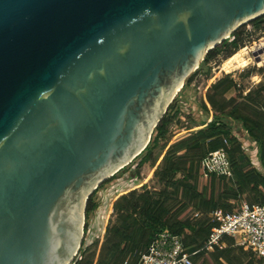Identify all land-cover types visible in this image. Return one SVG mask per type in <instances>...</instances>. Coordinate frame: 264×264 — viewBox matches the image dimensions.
<instances>
[{"label": "water", "instance_id": "water-1", "mask_svg": "<svg viewBox=\"0 0 264 264\" xmlns=\"http://www.w3.org/2000/svg\"><path fill=\"white\" fill-rule=\"evenodd\" d=\"M264 0H0V264H73L86 200Z\"/></svg>", "mask_w": 264, "mask_h": 264}, {"label": "trees", "instance_id": "trees-1", "mask_svg": "<svg viewBox=\"0 0 264 264\" xmlns=\"http://www.w3.org/2000/svg\"><path fill=\"white\" fill-rule=\"evenodd\" d=\"M261 22V17L254 19L257 26ZM227 45L237 47L234 39ZM220 48L216 46L209 54H218ZM236 84L229 76L204 84L200 107L209 116L208 121L190 119L181 125V132L169 137L168 126L173 117L165 115L159 120L155 136L141 152V162H149L154 176L166 180L170 190L164 188L156 198L148 191L139 193L135 189L117 194L112 199L116 223L106 228L111 236L98 246L97 252L75 256L73 264H135L139 251L163 229L181 238L184 248L193 254L192 264H264V257L243 256L242 247L234 245L232 238L226 239V247H216L212 252L202 249L215 224L206 215L193 219L194 222L189 217L192 210L204 214L226 210L229 199H241V191L253 194L254 201L247 202L264 203V175L250 161L230 126L217 120L227 116L240 121L249 136L261 145L260 162L264 167V117L260 115L259 102L252 91L244 95L237 92ZM244 141L249 146V141ZM221 148L227 149L232 175H209L204 179L203 157ZM96 207L91 197L86 214ZM227 240L231 241L228 245Z\"/></svg>", "mask_w": 264, "mask_h": 264}, {"label": "rangeland", "instance_id": "rangeland-1", "mask_svg": "<svg viewBox=\"0 0 264 264\" xmlns=\"http://www.w3.org/2000/svg\"><path fill=\"white\" fill-rule=\"evenodd\" d=\"M260 17L262 18L260 25H255L254 20L247 21L240 25L224 41L216 45L221 47L218 54H209L216 46L206 52L192 72L182 80L181 87L179 86L180 88L173 93L163 107L161 118L165 115L173 117L172 122L168 126L167 136L171 137L181 132V125L190 119L197 121L209 120V116L200 107L203 86L210 80L216 81L224 76H229L237 82V92H241L243 95L249 91L254 93L259 102L260 115L264 117V15ZM233 39L237 43L236 49L227 45ZM236 53L241 54V58L237 59V62H234L228 71H225L223 67L224 62ZM229 95L230 93L227 94V97ZM226 117L220 116L217 120L220 123L228 125ZM236 123H239V125L230 127L232 134L239 140L255 168L264 175V167L260 162L261 145L249 136L240 121ZM154 136L155 127L149 139L151 140ZM244 140L249 141V146L246 145V141ZM142 157V153L135 156L109 178L97 185L88 196L86 204L92 197L97 207L88 214L85 212L81 242L76 256L80 254L87 255L94 251L97 252L98 246L111 236V231L106 230V228L108 226L110 229L116 223L117 214L112 210V199L117 194L135 189L139 193L148 191L156 198L158 196L157 193L164 188L170 190V187L166 185V180H161L154 176L149 162H141ZM178 177L180 178L181 176L178 175ZM240 194L242 196L241 199H229V207L226 210L238 208L239 200L254 201L252 193L241 191ZM255 200L258 199L255 198ZM193 213V210L189 213L190 220L192 221L194 218ZM230 242V240H227V245ZM233 244L238 245L235 242ZM242 250L243 256L246 258H250L253 255L256 256L246 247H242Z\"/></svg>", "mask_w": 264, "mask_h": 264}, {"label": "built area", "instance_id": "built-area-1", "mask_svg": "<svg viewBox=\"0 0 264 264\" xmlns=\"http://www.w3.org/2000/svg\"><path fill=\"white\" fill-rule=\"evenodd\" d=\"M224 144L228 145L226 138ZM201 166L204 179L209 175H232L226 148L209 151L203 157ZM238 202V208L233 210L220 208L206 214H193V219L206 215L215 224L202 249L212 252L216 247H226V239L232 238L236 244L264 257V203L240 200ZM138 254L135 264H192L193 255L184 248L181 238L168 229L157 233Z\"/></svg>", "mask_w": 264, "mask_h": 264}, {"label": "bare ground", "instance_id": "bare-ground-1", "mask_svg": "<svg viewBox=\"0 0 264 264\" xmlns=\"http://www.w3.org/2000/svg\"><path fill=\"white\" fill-rule=\"evenodd\" d=\"M239 58H241V54H239V53H236L234 56H232L231 58H229L228 60H226L225 62H224V64H223V67H224V69H225V71H228L229 69H230V67H232V64L234 63V62H237V59H239ZM244 62L245 63H247L246 62V60H244ZM196 66V65H195ZM232 69V68H231ZM180 84H182V81H180V82H178V84L175 86V88L173 89V91L171 92V94H170V97L173 95V93L175 92V91H177L181 86H180ZM180 86V87H179ZM169 97V98H170ZM121 168V167H120ZM117 171V170H116ZM115 171V172H116Z\"/></svg>", "mask_w": 264, "mask_h": 264}, {"label": "crops", "instance_id": "crops-1", "mask_svg": "<svg viewBox=\"0 0 264 264\" xmlns=\"http://www.w3.org/2000/svg\"><path fill=\"white\" fill-rule=\"evenodd\" d=\"M226 122L228 123V125H229L230 127H234L235 125H239V123H236V122H238V121L233 120V119H231V118H229V117H226ZM240 123H241V122H240ZM238 127H241V126H238Z\"/></svg>", "mask_w": 264, "mask_h": 264}]
</instances>
